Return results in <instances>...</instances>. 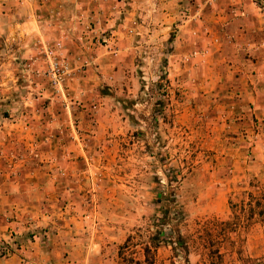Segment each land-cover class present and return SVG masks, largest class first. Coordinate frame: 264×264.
I'll return each instance as SVG.
<instances>
[{
	"label": "rangeland",
	"instance_id": "1",
	"mask_svg": "<svg viewBox=\"0 0 264 264\" xmlns=\"http://www.w3.org/2000/svg\"><path fill=\"white\" fill-rule=\"evenodd\" d=\"M157 1V13L154 0L19 5L21 18L9 24H27L36 11L44 34L26 40L38 41L41 61V46L55 42L63 55L69 46L78 54L59 91L41 72L44 95L30 88L44 59L21 53L0 69V86H14L0 97L5 167L28 184L35 169L47 174V218L93 263L120 264L119 246L128 235L145 241L165 203L166 228L187 252L161 244L153 264H264V0H226L212 31L208 2L187 15L189 0L179 11ZM3 36L0 53L10 52Z\"/></svg>",
	"mask_w": 264,
	"mask_h": 264
},
{
	"label": "crops",
	"instance_id": "2",
	"mask_svg": "<svg viewBox=\"0 0 264 264\" xmlns=\"http://www.w3.org/2000/svg\"><path fill=\"white\" fill-rule=\"evenodd\" d=\"M26 1L27 0H0V36L4 35L3 38L8 42L4 43V46L8 45L12 47L10 52H5L4 49H1L0 69L4 68L3 66L5 63H7L6 66L12 67L11 64L14 63L12 60L21 53L25 54L26 52H31L29 55L30 57L33 56V58L38 60L41 59L35 55V52L37 54L35 43L37 44L38 41L31 43L30 38L26 40L30 34L36 39L44 34L42 33L44 31L39 25L40 21H36L35 17L38 18L36 11L28 12L27 24H20L19 20L9 24L8 19L21 18L22 11H20L19 5ZM29 1L38 2L39 0ZM54 1L64 3L67 0ZM172 1L174 2V9H178L176 11H179L180 0ZM201 1H206L210 4L209 17L212 24V31L213 27L217 26L219 21L224 22V3L226 0H189L186 10L187 15L193 12L196 3H201ZM154 3L156 13L160 9H163L160 7L159 1L154 0ZM89 11L94 13L93 8L89 9ZM176 11L173 10L172 13H170L173 18L177 15ZM186 24V22H183V24L179 26V29L184 30L187 26ZM52 31L60 32L56 27L52 28ZM22 34H26L25 39L20 38ZM212 34L215 36V33ZM29 41L30 43H28ZM68 48L71 52L69 49H66L65 53H67H64L63 57L65 56L66 61L71 62V64H75L73 55L78 53L73 51L71 46ZM7 60H9L10 63L7 62ZM38 63L39 62L36 60L32 65L30 64L28 70L31 71L32 67ZM43 70L44 66L39 64L35 66L33 71L38 74L35 75L30 73V88L32 91L36 92L37 95H44L49 92L48 89L40 83L41 79L39 78H41V72ZM10 78L12 79V77ZM3 80V77L0 76V85L3 83ZM5 88L13 89L14 86L9 82H6L4 88L0 86V97L6 95L4 92ZM70 90L73 95L76 94L77 89L75 87H70ZM16 127V124H10L3 129L13 130V128ZM3 141L5 142L6 140L3 139ZM3 141L0 144L3 145ZM20 142H22L23 145L26 144V140ZM2 145L0 146L2 147ZM1 150L4 151V148L2 147ZM0 154V248L3 244L10 247V250L6 254L0 250V264H106V261L102 260H96L98 263H93L94 261L92 260L93 258H90L92 255L89 254V251H81L79 248L75 247L76 242L74 239L66 236L69 232H63V229H61L63 225L54 224L47 218L49 208L52 206L51 203L48 202L52 200V193L54 192L50 181L41 180V178L46 179L47 174H44L43 171L39 169H35L30 175V180L34 179L30 184L26 181L19 182L18 178H14L13 176L15 170L10 168V166L5 167V162H10L11 158L7 157L6 154ZM44 155L47 156V153ZM7 158L10 160H7ZM44 162H47V157H45ZM22 169V177L27 178L28 175L25 174L24 168ZM39 178L40 181L37 180ZM22 194L26 195V197L24 196L22 202H19L16 195ZM44 210H46V214H43ZM5 216H7L10 221L4 220L3 217ZM53 229H55L56 232H51ZM14 240L17 241L16 244H12Z\"/></svg>",
	"mask_w": 264,
	"mask_h": 264
},
{
	"label": "trees",
	"instance_id": "3",
	"mask_svg": "<svg viewBox=\"0 0 264 264\" xmlns=\"http://www.w3.org/2000/svg\"><path fill=\"white\" fill-rule=\"evenodd\" d=\"M159 217H153L152 220L157 224L155 231L147 233L146 239L140 243H134V237L128 235L124 242L118 248V258L120 264H153L156 250L161 244L170 243L171 250L186 254L187 248L184 239L179 235L178 231L167 229L166 226L171 221L169 206L165 203L160 205ZM263 209L260 215H263ZM175 222L177 216H173ZM173 240V241H172ZM139 246V250L135 247ZM174 246V247H173Z\"/></svg>",
	"mask_w": 264,
	"mask_h": 264
},
{
	"label": "built area",
	"instance_id": "4",
	"mask_svg": "<svg viewBox=\"0 0 264 264\" xmlns=\"http://www.w3.org/2000/svg\"><path fill=\"white\" fill-rule=\"evenodd\" d=\"M41 54L45 61V68L42 75L48 80L53 90L59 91L69 75L66 59L62 57V44L55 42L52 46H41ZM16 242L14 240L12 244H16ZM0 250L6 254L10 250V247L3 244Z\"/></svg>",
	"mask_w": 264,
	"mask_h": 264
}]
</instances>
